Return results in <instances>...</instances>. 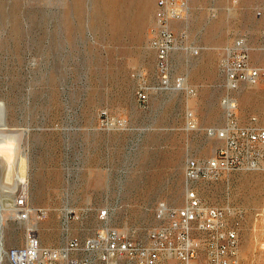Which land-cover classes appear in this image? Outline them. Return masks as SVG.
<instances>
[{"label":"rangeland","instance_id":"1","mask_svg":"<svg viewBox=\"0 0 264 264\" xmlns=\"http://www.w3.org/2000/svg\"><path fill=\"white\" fill-rule=\"evenodd\" d=\"M175 1L188 10L170 23L182 49L170 54L163 85L152 46L158 0H0V112L10 142L0 151V183L16 187L3 204L10 210L26 190L31 206L47 211L27 222L7 212L5 247L22 246L30 227L47 246L107 228L146 241L163 224L160 203L184 206L187 159L214 157L224 145L187 127L194 89L211 75L214 52L202 49L225 53L240 41L251 65L264 67V0ZM234 95L239 123L254 117L264 126V80ZM198 106L217 118L207 102ZM192 187L206 205L230 210L240 264H264V166ZM194 264H209L204 246Z\"/></svg>","mask_w":264,"mask_h":264},{"label":"built area","instance_id":"2","mask_svg":"<svg viewBox=\"0 0 264 264\" xmlns=\"http://www.w3.org/2000/svg\"><path fill=\"white\" fill-rule=\"evenodd\" d=\"M187 10L184 1L158 0L159 29L152 46L158 54L163 85H168L170 54L179 47L170 23L183 19ZM192 52L197 54L198 50ZM222 70L227 89L221 100L226 123L220 128L207 129L206 135L222 140L224 145L214 157L187 159L185 204L174 209L160 203L157 215L163 224L152 230L146 241H136L107 228L84 240L72 237L59 246H47L41 242L37 229L30 227L22 246L7 248L0 219V264H194L202 246L209 264H240L239 232L228 228L226 222L230 210L206 205L192 186L198 180H217L227 172L258 170L264 166V126L254 117L247 125L239 123L234 95L243 83L257 85L264 80V67L251 65L247 50L239 41L225 50ZM138 100L143 105L147 103L148 94L144 89L138 92ZM125 123L110 120L112 126ZM187 127L197 129L192 112L188 113ZM10 209L23 222L33 216L38 219L47 216L46 210L31 206L26 190L12 199ZM106 215L103 212L101 218ZM196 232L203 234L202 239L195 237Z\"/></svg>","mask_w":264,"mask_h":264},{"label":"crops","instance_id":"3","mask_svg":"<svg viewBox=\"0 0 264 264\" xmlns=\"http://www.w3.org/2000/svg\"><path fill=\"white\" fill-rule=\"evenodd\" d=\"M181 49V47H178L175 51H179ZM185 50L188 51L191 55H199L201 51V49H189L187 47ZM193 50H198V53H193ZM206 50L214 52L211 54V75L207 82L201 83L199 87L194 89L193 95H195L196 97L191 105L193 109V111L191 112L193 113L194 120L196 121L197 129L199 127V129H202L203 131H205V133L209 128H220L226 123V115L224 108L222 107L221 100L227 92L226 78L222 70V58L224 53H221L220 50L216 48L202 49L203 52ZM199 102H207L209 110L213 111L216 109L218 111L217 118L214 119L213 117H204L200 112V107L198 106Z\"/></svg>","mask_w":264,"mask_h":264},{"label":"bare ground","instance_id":"4","mask_svg":"<svg viewBox=\"0 0 264 264\" xmlns=\"http://www.w3.org/2000/svg\"><path fill=\"white\" fill-rule=\"evenodd\" d=\"M0 117H1V121H0V128L1 130L3 131L1 134H0V151L1 150H4L8 147V144L10 143L9 142V135H7L4 131L7 130L9 127L7 126V123L5 122V117H4V112H0ZM10 131V130H9ZM8 131V132H9ZM10 133V132H9ZM13 133V132H11ZM14 136V134H13ZM13 138V137H12ZM13 143V142H12ZM15 143V142H14ZM11 150V149H9ZM15 150V148L13 149ZM14 152V151H13ZM8 153V152H7ZM2 154V153H1ZM5 155V153H4ZM11 157V156H10ZM9 157V159H10ZM15 161V160H14ZM7 165V164H6ZM13 165V164H12ZM11 166V165H10ZM8 167V166H7ZM4 169V168H3ZM8 169V168H7ZM2 170V169H1ZM16 188V187H15ZM15 188L13 189H10L8 188V186H2L1 183H0V219H2V222L4 224L5 220H6V217H7V212L9 213H13V211L10 209H7L4 207V204H3V198L2 196L5 195V192H9L12 193L13 190H15ZM6 189H9V190H6ZM13 199V198H12ZM9 215V214H8ZM4 232V230H3Z\"/></svg>","mask_w":264,"mask_h":264}]
</instances>
